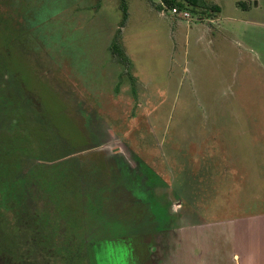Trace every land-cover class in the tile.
<instances>
[{"label":"rangeland","instance_id":"obj_1","mask_svg":"<svg viewBox=\"0 0 264 264\" xmlns=\"http://www.w3.org/2000/svg\"><path fill=\"white\" fill-rule=\"evenodd\" d=\"M5 1L0 18H14ZM59 2L40 38L8 47L24 127L41 131L19 144L20 171L39 177L48 264H143L160 244L176 264L197 229L264 223V0H206L220 11L185 7L186 19L127 0L129 67L113 51L120 0ZM6 123L3 135L20 129Z\"/></svg>","mask_w":264,"mask_h":264},{"label":"trees","instance_id":"obj_2","mask_svg":"<svg viewBox=\"0 0 264 264\" xmlns=\"http://www.w3.org/2000/svg\"><path fill=\"white\" fill-rule=\"evenodd\" d=\"M6 1L14 15V18L9 17L7 20L3 19V16L0 18V37L6 38L7 47L13 44L15 40L22 37L35 35V37L38 36L37 38H40L39 34L41 30L44 27L46 28L48 25L47 23L49 22V18H51L54 14L57 15L65 6V4H60L59 0H55L56 2H53V0H35V2L38 3V8L35 9V5L30 6L33 0ZM56 6H58V8H56ZM185 7H190L192 10L194 9L200 11H206L208 9L215 12L220 11L218 6L214 4H208L206 0H160V4L156 6L159 11H161L163 8H166L169 11L175 8L178 10H184ZM52 8H54V10H52ZM119 9L121 12V20L116 37L114 39L115 41L113 44V51L121 59V61L125 63L127 67H129L130 62L128 57L119 43L121 38V29L124 28L128 21L127 0H120ZM19 18H21L22 22H18ZM2 23H4V26H1L3 25ZM10 56L11 54L8 50V62H10ZM9 66L10 64H8V84H10L11 80H13L15 83L17 82L18 84L23 85L20 78H17L18 73L12 71ZM130 78L132 77L130 76ZM24 92H26L25 88ZM4 163L9 165L13 164V162ZM26 179L27 176L24 178L23 187L18 191V196H16L12 190H10L9 185L6 184V180H0V215L6 221L3 226L6 229H12L16 236L22 235L24 237L25 243L28 241L29 244H32V237H34L35 234L36 236H39L38 244L40 246V254L41 256L44 254L47 255L41 257V264H48L47 260L49 259L46 260V258L48 257L52 260L53 251L51 248L49 250L43 251L44 249L41 247V244H47L40 241L42 238L41 236L45 235V233L42 229V221H40L39 213L36 210V205L34 202L32 203L31 197H26L27 193H30L29 187H27V184H25ZM3 213L7 214L4 215ZM107 219L108 218L105 217L103 219L104 229L110 226L108 221L111 223V221L109 219L107 221ZM118 224H120V226H126L129 225V222L119 221ZM156 228L157 226H155V228L152 230H155ZM128 231L129 233H138L141 231L147 232L146 229L143 230V228L133 230V228L130 229L129 227ZM48 238L50 239V236H48ZM47 242L49 246L50 241L47 240Z\"/></svg>","mask_w":264,"mask_h":264},{"label":"flooded vegetation","instance_id":"obj_3","mask_svg":"<svg viewBox=\"0 0 264 264\" xmlns=\"http://www.w3.org/2000/svg\"><path fill=\"white\" fill-rule=\"evenodd\" d=\"M8 58L6 38L0 37V121L4 118L12 128L20 127V129H15V134L13 130L10 131L12 134L8 135L0 133V180H6V184L9 185L10 190L18 196V191L23 187L26 176L25 184H27L26 186L29 189L33 187L35 189V183H38L39 179L34 174L36 173L35 170L32 171V176L27 173L23 176L22 171H20V164L25 155L22 152V146L19 144L24 140H31L33 142L35 134L40 135V129L34 126L35 124L32 127L30 124L28 127H24L27 126L26 123L29 120V118L24 116L22 110L24 87L13 80L8 84ZM17 78H20L18 74ZM4 162H13V164L9 165ZM14 175L16 176L15 180L13 179ZM26 197H31L32 203L34 202L33 196L30 193H27ZM5 222L0 215V264L41 263L40 246L38 244L39 236L35 234L32 237V244H29L28 241L25 243L22 235L16 236L12 229H6L3 226Z\"/></svg>","mask_w":264,"mask_h":264},{"label":"crops","instance_id":"obj_4","mask_svg":"<svg viewBox=\"0 0 264 264\" xmlns=\"http://www.w3.org/2000/svg\"><path fill=\"white\" fill-rule=\"evenodd\" d=\"M191 28L194 29L195 25H191ZM255 218L257 217L241 219V226L246 227L195 230V235L191 237H196L197 244L188 245L189 247H185V249L184 247L180 248V252L174 256L176 264H264L263 220H254L256 227H247L252 224L251 222ZM153 231H150L152 232L149 234L151 237L161 234L159 236L165 240L166 235L162 233H167L169 230L161 226L155 232ZM133 235L136 234L133 233ZM131 249L128 250V253L132 251ZM143 253V264L173 262L168 245H150V247L143 248ZM134 256H136L135 252Z\"/></svg>","mask_w":264,"mask_h":264},{"label":"built area","instance_id":"obj_5","mask_svg":"<svg viewBox=\"0 0 264 264\" xmlns=\"http://www.w3.org/2000/svg\"><path fill=\"white\" fill-rule=\"evenodd\" d=\"M170 15L173 17H177L179 19L188 18V14L184 10L172 9L170 10Z\"/></svg>","mask_w":264,"mask_h":264}]
</instances>
